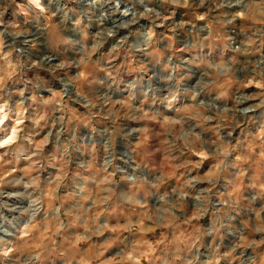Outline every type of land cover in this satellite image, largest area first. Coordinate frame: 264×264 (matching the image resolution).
<instances>
[{
	"label": "clouds",
	"instance_id": "obj_1",
	"mask_svg": "<svg viewBox=\"0 0 264 264\" xmlns=\"http://www.w3.org/2000/svg\"><path fill=\"white\" fill-rule=\"evenodd\" d=\"M84 8L0 0V264H264V0Z\"/></svg>",
	"mask_w": 264,
	"mask_h": 264
},
{
	"label": "rangeland",
	"instance_id": "obj_2",
	"mask_svg": "<svg viewBox=\"0 0 264 264\" xmlns=\"http://www.w3.org/2000/svg\"><path fill=\"white\" fill-rule=\"evenodd\" d=\"M85 4H87L89 7L92 6V0H45V5L49 7L51 11H58L59 12V18L62 19L65 12L67 11V20L66 24H62L61 27L57 25L52 30L51 34L43 33V36L45 38L46 43H50L55 45L61 40L69 39V38H75L77 37V22L81 21L83 19V11H86L87 9L84 8ZM83 9V11H82ZM2 11V9H0ZM18 17L14 14L12 10H9L7 15L4 17L6 21H14ZM21 22H23L24 18H19ZM86 23V21H85ZM35 30V29H34ZM91 31V29H89ZM39 35V33H38ZM10 40H14L16 44V51L19 53H23L25 48L27 47V43L24 42V37H15L10 38ZM182 46V45H181ZM42 148H46L45 145H40ZM9 191H22V189H12L9 188ZM96 191L100 192L103 196L104 193L102 192V189H97ZM245 198H248V193H244ZM231 198V196L229 197ZM88 206L91 207V201H88ZM261 204H264V201L258 200L254 207H256L257 212L260 211ZM97 207L104 209L106 208V205L103 204L102 201L97 202ZM157 207H159L157 205ZM195 207V206H194ZM67 215V214H66ZM71 218H72V229L74 230V236L73 239L75 241V247L76 248H85L87 247L88 241L84 237V232L91 227V223H82L80 220V215L76 211L71 212ZM110 217L108 214L104 213L103 211L96 219V225L97 228L103 229L105 224L109 228H114V223H109ZM201 222L206 224H211L212 221L206 217L201 216L200 217ZM58 230H63L58 226ZM93 244H100L103 245L105 243L104 237L102 235H97L92 240ZM95 252V249H92V251L89 253V255L93 254Z\"/></svg>",
	"mask_w": 264,
	"mask_h": 264
}]
</instances>
